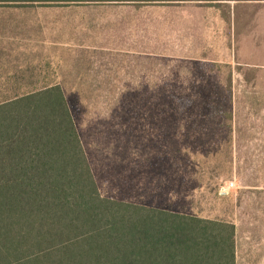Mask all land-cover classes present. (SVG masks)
<instances>
[{
  "label": "rangeland",
  "instance_id": "1",
  "mask_svg": "<svg viewBox=\"0 0 264 264\" xmlns=\"http://www.w3.org/2000/svg\"><path fill=\"white\" fill-rule=\"evenodd\" d=\"M5 83H61L103 196L232 222L264 264V0L0 5Z\"/></svg>",
  "mask_w": 264,
  "mask_h": 264
},
{
  "label": "trees",
  "instance_id": "2",
  "mask_svg": "<svg viewBox=\"0 0 264 264\" xmlns=\"http://www.w3.org/2000/svg\"><path fill=\"white\" fill-rule=\"evenodd\" d=\"M184 1L192 0H0V5ZM4 85L0 264H236L232 222L100 193L61 83ZM172 96L179 104L188 98Z\"/></svg>",
  "mask_w": 264,
  "mask_h": 264
},
{
  "label": "crops",
  "instance_id": "3",
  "mask_svg": "<svg viewBox=\"0 0 264 264\" xmlns=\"http://www.w3.org/2000/svg\"><path fill=\"white\" fill-rule=\"evenodd\" d=\"M185 58H189V56L188 55H185ZM198 59H200V61H204V56L203 55H201V56H199V58ZM208 60V59H207Z\"/></svg>",
  "mask_w": 264,
  "mask_h": 264
}]
</instances>
